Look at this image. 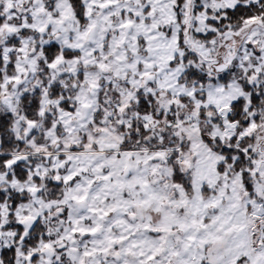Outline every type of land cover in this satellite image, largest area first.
Here are the masks:
<instances>
[{
  "label": "snow or ice",
  "instance_id": "snow-or-ice-1",
  "mask_svg": "<svg viewBox=\"0 0 264 264\" xmlns=\"http://www.w3.org/2000/svg\"><path fill=\"white\" fill-rule=\"evenodd\" d=\"M0 264H264V0H0Z\"/></svg>",
  "mask_w": 264,
  "mask_h": 264
}]
</instances>
